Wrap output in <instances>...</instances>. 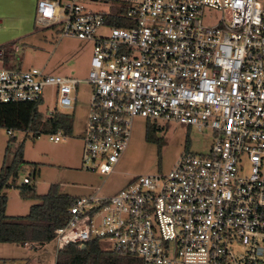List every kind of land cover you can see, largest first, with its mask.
<instances>
[{
	"label": "built area",
	"instance_id": "2783aa9c",
	"mask_svg": "<svg viewBox=\"0 0 264 264\" xmlns=\"http://www.w3.org/2000/svg\"><path fill=\"white\" fill-rule=\"evenodd\" d=\"M109 3L93 11L79 0H37L38 24L91 42L87 76L0 65V103L42 102L50 87L49 117L73 108L76 84L89 83L80 165L98 174L114 170L136 116L208 129L212 143L114 193L91 184L75 195L53 230L55 256L97 240L143 264H264V0Z\"/></svg>",
	"mask_w": 264,
	"mask_h": 264
},
{
	"label": "rangeland",
	"instance_id": "374dc122",
	"mask_svg": "<svg viewBox=\"0 0 264 264\" xmlns=\"http://www.w3.org/2000/svg\"><path fill=\"white\" fill-rule=\"evenodd\" d=\"M6 1V0H4ZM5 15L0 18L8 26L10 37L14 45H0L2 49V62L0 65L16 68H29L31 66L44 67L45 70L61 73L68 76L85 78L87 76L91 45L80 39L60 36L59 25L35 27V10L37 0H7ZM87 9L93 11H106L111 0H79ZM20 5L21 12L14 9ZM33 8V10H32ZM4 14V13H3ZM19 14H22V23L18 22ZM210 18H216L217 13L209 12ZM24 25V27L22 26ZM103 31V30H100ZM4 57L6 60H4ZM91 85L86 82H78L75 86L76 101L73 108L67 110L72 114L71 131L59 141L48 139L46 131H41L38 136L32 132L20 129H12L9 135L5 127H0V165L4 153L6 160L12 156L13 150L20 141H23V164L18 171L16 183L22 182L24 176H28L35 183L38 193L46 192L51 183L58 184L59 190L67 191L72 195L86 193L92 184L101 185V192L111 194L123 187L134 175L148 172H165L172 166L175 158L183 151L194 153H207L212 143V133L208 129L197 130L175 121H161L136 116L132 120L128 144L116 163L114 170L109 174H98L85 171L80 163L76 168L70 169L66 165L67 157H81L82 134L85 128L86 113L89 102ZM54 106L52 88L44 90L40 108ZM154 123L156 130L152 139L145 137L146 126ZM79 157V161H80ZM33 169L36 172L33 174ZM87 188H86V187ZM13 187V186H12ZM5 189V188H4ZM23 200L18 189L9 191L7 199V213L23 215L28 211V205L35 202L34 199ZM5 258L20 256L28 259L29 264H54L55 241L50 240L43 245H35V248L23 246L21 243H5ZM26 264V263H25Z\"/></svg>",
	"mask_w": 264,
	"mask_h": 264
},
{
	"label": "trees",
	"instance_id": "16d2710c",
	"mask_svg": "<svg viewBox=\"0 0 264 264\" xmlns=\"http://www.w3.org/2000/svg\"><path fill=\"white\" fill-rule=\"evenodd\" d=\"M40 103L41 100L0 103V127L20 129L33 134L51 132L61 127L66 134H70L72 114L59 111L46 117ZM155 130L156 125L148 123L145 137L152 139ZM22 154L23 141H20L9 161L4 153L0 165V242L22 244L28 241L35 248V245H43L52 240L54 228L67 221V209L75 195L59 190L56 183H51L46 192L41 194L37 192L34 182L16 183L18 171L24 162ZM35 172L33 169V174ZM12 186L18 189L21 199L36 200L23 215L5 212L7 196L3 189ZM54 264H143V261L134 255L106 250L99 241L93 240L86 242L84 248L69 243L56 253Z\"/></svg>",
	"mask_w": 264,
	"mask_h": 264
},
{
	"label": "crops",
	"instance_id": "0c3cea01",
	"mask_svg": "<svg viewBox=\"0 0 264 264\" xmlns=\"http://www.w3.org/2000/svg\"><path fill=\"white\" fill-rule=\"evenodd\" d=\"M8 5H9V2L7 0L6 1L0 0V15H4V17H5V15L7 14V12L11 13V10L10 11L6 10V7ZM15 8L16 9H14V10L16 12H21L20 5H18L17 7L15 6ZM32 10H33V8H32ZM22 17H23V15L22 14H19V18H18V22L19 23L20 22L22 23V21H21L22 20ZM2 20L3 19L0 18V45L2 46V45L10 44L12 46V44H15V43L13 42L14 39L12 40L11 38H14V37H10L12 34L9 33L8 26H6L5 22H3V24H2ZM21 23H20V25H17L16 26V27H18V29L16 28V30L19 31V33L24 32L23 31L24 29H19V27H21ZM34 24H35V27H36V24L38 25V23L36 21H35ZM22 26L24 27V25H22ZM89 43L91 45V50H92V44H91V42H89ZM88 68H89V64H88ZM76 156H77V158H75L73 160L70 157V162L68 161L69 158L67 157V164H70V165H66L68 168L74 169V168H76L77 164L80 163V161H79V157L80 156L78 154ZM12 189H13V187H8V188L3 189V192L6 194L7 199L9 197V191L12 190ZM61 191H63V190H61ZM63 192L69 193L67 191H63ZM27 201H29V200H27ZM29 205H28V208H29ZM7 206H8V203L6 202V208H5V212L6 213H7ZM10 215H15V214H10ZM0 244H5V242H0ZM5 247H7V245L0 246V264H5L10 259H21V257L20 256L18 257V255H15V256L13 255V257H7V258H5V255H3L4 254L3 252H4ZM21 260L25 261L26 264H29V258L26 259V260L25 259H21Z\"/></svg>",
	"mask_w": 264,
	"mask_h": 264
},
{
	"label": "water",
	"instance_id": "95a60500",
	"mask_svg": "<svg viewBox=\"0 0 264 264\" xmlns=\"http://www.w3.org/2000/svg\"><path fill=\"white\" fill-rule=\"evenodd\" d=\"M85 247V245H82V247L81 248H84Z\"/></svg>",
	"mask_w": 264,
	"mask_h": 264
}]
</instances>
